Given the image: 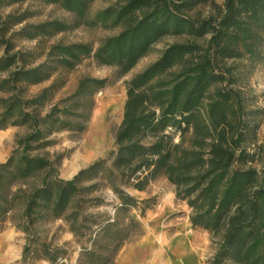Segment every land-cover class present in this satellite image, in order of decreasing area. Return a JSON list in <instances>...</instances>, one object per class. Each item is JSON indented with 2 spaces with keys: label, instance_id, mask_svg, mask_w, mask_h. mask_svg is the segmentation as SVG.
Wrapping results in <instances>:
<instances>
[{
  "label": "trees",
  "instance_id": "1",
  "mask_svg": "<svg viewBox=\"0 0 264 264\" xmlns=\"http://www.w3.org/2000/svg\"><path fill=\"white\" fill-rule=\"evenodd\" d=\"M27 1L0 0V7ZM35 1L57 5L76 19L71 25L49 21L24 26L12 38L36 40L74 29L84 23L94 0ZM25 19L0 18V73L7 74L0 92L9 94L1 101L0 130L8 121L9 126L30 130L0 163V222L17 207L13 221L24 233L42 219H63L73 235L82 238L91 221L81 214L88 201L83 195L108 187L117 199L115 213L92 219L98 232L89 236V247L81 246L77 264H112L139 228L129 215L139 202L122 187L144 191L164 177L174 187L175 200L185 203L191 227L208 234L213 254L205 264H264V161L258 159L254 142L255 118L264 110H248L240 88L246 69L264 61V0H121L87 22L120 28L118 34L96 49L89 44L52 45L36 66L37 58L14 51L11 37L5 38ZM168 39L172 42L153 63L124 82L116 149L107 158L63 180L55 160L33 154L50 147L56 133L85 130L70 118L80 115L70 106L59 107L61 103L73 98L91 101ZM85 59L114 72L104 79L80 80L72 96L52 104L64 85L62 73ZM51 79V85L32 98L23 97L18 87ZM84 182L94 183L81 186ZM148 201L142 202L141 217L150 208ZM52 264L59 263L54 259Z\"/></svg>",
  "mask_w": 264,
  "mask_h": 264
},
{
  "label": "rangeland",
  "instance_id": "2",
  "mask_svg": "<svg viewBox=\"0 0 264 264\" xmlns=\"http://www.w3.org/2000/svg\"><path fill=\"white\" fill-rule=\"evenodd\" d=\"M120 1L94 0L88 8L82 25L67 32L55 34L52 37L36 40L12 38L11 34L24 26L38 25L49 21H60L71 25L76 18L57 5H45L35 0L9 7H0V18L5 20L8 15L14 17L26 16L25 21L13 26L9 33L5 35V38L11 37L10 41L14 46V51L30 53L28 58H37L33 62V65L36 66L44 61V55L52 45L58 43L64 45L89 44L93 49H96L104 39L118 34L120 28H104L100 25L91 26L87 25V22H90L98 12L118 5ZM216 1L218 3L222 2V0ZM170 42L172 40L168 39L155 45L151 53L142 58L131 71L119 78L113 85L99 91L91 101L73 98L66 103H61L59 107L70 106V110L75 116L76 114L80 115L79 118L73 116L70 118L74 122L84 124L85 130L81 133L73 131L56 133L50 137L54 142L50 147L35 151L33 154L44 155L51 160H55L58 176L63 180H69L70 177L67 176H71L73 173L74 176L78 171L88 167L93 162L107 158L116 149L114 134L121 123L123 105L126 99L124 82L153 63L159 57L165 45ZM2 54L3 49L1 48L0 56ZM113 72L112 67L99 66L92 59L83 60L73 70L62 73L60 78H62L64 85L56 92L52 104L72 96L80 80L84 78L104 79L110 77ZM6 75V73H0V82ZM51 83L52 79L35 86L19 84L18 87L22 90L23 97L32 98ZM240 88L247 97L248 110H264V61L246 69L245 82ZM8 96V93L0 92V113L3 110L1 101ZM47 110L45 108L42 114ZM255 122L257 126L254 130V142L259 147L257 157L259 160L264 161V114H259L255 118ZM8 123L9 121L6 123L5 128L0 130V163H4L17 147V140L30 132L27 127H13L9 126ZM175 141H177V138ZM68 162H71L70 168L73 167L66 176L64 171ZM93 183L84 182L81 186H90ZM122 189L139 202L138 208L129 212V215L139 223V228L131 233L130 239L118 250L112 264H117L119 255L125 246L141 237L143 229L152 218V214L160 210L165 200H170V205L172 204L171 206H174L175 209L183 208L184 211L182 212L188 213L185 203L178 202L175 199H173V202L171 201L170 198L174 195V187L164 177H158L152 181L144 191H137L131 187H122ZM14 190L15 188L12 189V192ZM83 198L88 201L82 205L81 214L89 217L91 221L92 219L100 221L107 217H113L117 199L110 188L98 186V188L86 192ZM98 200L103 202L100 203ZM145 200H149L148 205L150 208L145 210L141 217V208L145 205L142 202ZM18 211L19 209L16 207L3 222H0V264H52L54 259L59 264H77L81 246L89 247V236L93 238L98 232L97 226L88 220L85 227L87 235L77 238L69 230V225L63 219L45 218L38 221L27 234L18 229L13 221L18 215ZM183 213L176 214L181 216ZM78 239H81V241ZM25 247H27V251L24 252Z\"/></svg>",
  "mask_w": 264,
  "mask_h": 264
},
{
  "label": "crops",
  "instance_id": "3",
  "mask_svg": "<svg viewBox=\"0 0 264 264\" xmlns=\"http://www.w3.org/2000/svg\"><path fill=\"white\" fill-rule=\"evenodd\" d=\"M71 162L65 166L66 176ZM170 199L173 202L174 195ZM171 205L170 200H165L160 210L152 214L141 237L123 248L117 264H205L213 254L208 234L194 230L188 213Z\"/></svg>",
  "mask_w": 264,
  "mask_h": 264
},
{
  "label": "bare ground",
  "instance_id": "4",
  "mask_svg": "<svg viewBox=\"0 0 264 264\" xmlns=\"http://www.w3.org/2000/svg\"><path fill=\"white\" fill-rule=\"evenodd\" d=\"M74 164V163H73ZM73 167V166H72ZM68 175V174H67Z\"/></svg>",
  "mask_w": 264,
  "mask_h": 264
}]
</instances>
